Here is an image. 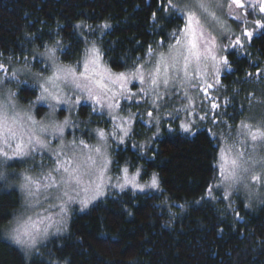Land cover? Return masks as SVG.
Returning <instances> with one entry per match:
<instances>
[{"label":"trees","instance_id":"16d2710c","mask_svg":"<svg viewBox=\"0 0 264 264\" xmlns=\"http://www.w3.org/2000/svg\"><path fill=\"white\" fill-rule=\"evenodd\" d=\"M260 17L258 12L253 19ZM185 23L164 0H0V73L13 67L7 65L46 72L39 53L53 46L59 62L79 66L93 41L111 70L126 71L147 59L149 47L167 50L158 49L157 42H174L169 33ZM253 33L242 51L224 54L230 70L222 68L223 88L216 97L221 107L215 111L229 136L249 116L246 104L264 100V34ZM11 86L26 105L39 95L31 83ZM35 108L42 117L46 109ZM135 117L127 143L113 151V170L139 169L144 182L155 174L158 191H111L86 211H74L65 236L52 239L29 259L3 237L21 207L20 194L0 189V264H264V201L250 209L240 195L228 201L216 187L207 195L218 178L219 141L213 125H197L187 133L173 116L156 133L145 111ZM108 124L87 104L74 119L76 134L88 142L94 129Z\"/></svg>","mask_w":264,"mask_h":264},{"label":"snow or ice","instance_id":"6c2138e0","mask_svg":"<svg viewBox=\"0 0 264 264\" xmlns=\"http://www.w3.org/2000/svg\"><path fill=\"white\" fill-rule=\"evenodd\" d=\"M164 2L168 9L183 16L186 20L183 27L169 33V37L173 38L174 42L167 43L165 40L157 42L158 49L166 48V51H157L149 47L147 59L138 61L126 71L114 72L109 67L102 66L101 49L93 41L90 47L85 49L83 71L78 74L75 67L59 62L56 46L49 47L43 55H46L51 61L52 75L43 76L39 72L32 73L31 69L27 65L25 66V70L31 73L40 88V95L35 102H54L49 103V107L52 109L49 121H37L30 110L25 111L23 115L17 112L14 93L10 92L7 101L0 102V121L3 122L5 130L11 134L10 138L17 140L15 148H12L9 138L6 137L3 143L12 149V153L9 155L8 151L0 148V157H3L4 160L28 157L37 149H49L55 157L54 166L39 177H34L25 171L22 174L21 190L26 192L28 197L36 196L42 189L47 191L57 188L61 192V195L57 196V199L61 201V212L57 214L58 219L47 217L48 224L43 228H40L31 217L26 220L16 219L15 226L10 229L7 235L17 245L31 250L40 241L47 238L51 228L54 227L56 232H60L61 225L66 222L67 205L75 201L71 192L82 189L85 193H90L79 201L83 207H87L90 202L105 195L106 182L111 179L106 173L112 161L106 151L102 152L101 147L89 146L80 140L79 145L82 147L77 152L75 140L68 142V145L64 143V133L71 121L67 117L62 121L55 118L56 105L62 103L78 105L80 103L79 93H84L87 99L94 100L101 108L107 107L110 111L118 110L120 109V98L127 99L136 95L129 87L133 81H136L142 85L139 94L142 98L150 99L153 108L157 107L159 101L164 99L165 93L161 92L162 87L164 89L180 88L188 101L185 112L199 120L208 118L209 112L197 115L194 100L189 96L187 90L202 91L209 100V111L213 122H216L219 113L215 110L219 109L221 105L211 95V90L222 86L220 81L221 66L230 70L229 60L223 53L229 49L242 51L245 42L251 43L254 33L247 27L249 23L247 20L248 8L261 14V17L252 23L257 32L264 34V31H261L264 30V0H256L255 4L249 2L248 8L245 6V0H229L226 5L229 15H233V5L244 11L243 16L238 13L233 15L234 19L244 25L239 35L233 33L218 15V10L225 7L220 3V0H164ZM153 19H155V14H153ZM103 27L106 28L108 25ZM217 28L221 31L215 32L214 29ZM224 39L229 42L224 43ZM57 46L63 47L59 41H57ZM0 55L3 54L0 53ZM3 67L0 64V69ZM256 75L259 77L261 73ZM12 77L17 78L16 71L12 72ZM0 83L3 82L0 81ZM61 83L69 84L77 90L75 101H72L70 97H65ZM105 99L107 100L106 104L104 103ZM9 111L13 112L11 117L8 115ZM146 115L152 118L153 112L148 111ZM24 118L33 126L29 130L26 142L19 139L18 133L13 127L8 126L9 123L15 125ZM112 119L117 121L112 132L108 133L103 129H94V131L101 142H106L109 135L115 138L120 134V143H124V137L129 136L132 132L133 116L130 114L125 118L113 115ZM194 122L189 120L181 127L184 131L190 132ZM38 133H50L53 139L58 138V146L54 149L51 148L50 140L44 139ZM258 148H264V120L255 124L241 120L236 136L231 143L226 142L225 147L219 153L221 182L209 187L207 195L212 196L213 187L223 186L225 199L231 196L233 191H239L241 188L250 198L264 196V193L253 187V185L264 184V155L257 151ZM85 150L87 151L85 152ZM69 151L71 155H69ZM91 153L101 157L102 162L98 164L96 156ZM256 165H260L259 169ZM120 171L123 173V183L118 182L114 185L115 187L123 190L125 186L131 185L143 191L144 186L137 182L140 177L139 169L132 175H129L128 167H124ZM4 178V173L0 172V179ZM148 186L159 187L157 175H152Z\"/></svg>","mask_w":264,"mask_h":264},{"label":"rangeland","instance_id":"374dc122","mask_svg":"<svg viewBox=\"0 0 264 264\" xmlns=\"http://www.w3.org/2000/svg\"><path fill=\"white\" fill-rule=\"evenodd\" d=\"M228 2L229 0H220V3L222 5H225V7L218 10V15L220 16L221 20L226 22L227 27L230 28L233 33L239 35L240 33L238 30L242 29L244 25H242L240 21L234 19L233 15L238 13L241 16H243L244 11L239 8H236L235 5H233L232 6L233 15H229L228 14L229 9L226 6ZM249 2H251L252 4H255L256 0H245L246 8H248ZM257 14H258V11L253 12L251 8H248L247 20L249 21V23L247 24V27L253 32L256 31L252 23L254 22L253 17L255 18ZM214 31L219 32L221 30L217 28V29H214ZM223 42L228 43L229 41L227 39H224ZM45 52L46 50L39 53L38 59H40L41 62H43L46 65L48 70L44 73H41V72L39 73H41L43 76H50L52 75L53 69L51 67V61L48 60L46 55H43ZM223 54H225V52ZM84 57L82 61L80 62L79 66H73L77 69L78 74L79 72L83 71L82 65H83ZM7 66L8 67L13 66V67H10V69H6V71H4L3 74L0 73V81L3 82V83H0V102L7 101L10 92L14 93L12 91L11 84H13L16 81H23L25 83H31L34 87L38 89L39 95H40V88L38 84L36 83L35 78L31 75V73L25 70V65H7ZM102 66H107L104 63L103 59H102ZM28 68L31 69L32 73H36V71H34L31 67H28ZM13 71L17 72V78L12 77ZM221 74H222V68H221ZM129 87L132 92L136 93V95L131 96L127 99L123 97L120 98L119 100L120 109L118 110L110 111L107 107L101 108V106L96 104L94 100L87 99L86 94L84 93H79L80 103L78 105H73L72 103H67V104L62 103V104L56 105L55 118L59 121H62L65 117H67L71 121L70 125L67 126L65 133H64V143L68 145V142L75 140L77 143V149H76L77 152H79L80 148L82 147L79 145L80 140H83L89 146L101 147L102 152L106 151L109 159L112 161V163L108 166V171L106 173V175L110 177L111 179L110 181L106 182L105 195L99 197L95 201L90 202L87 207H83L79 201L84 196L90 195V193H85L82 189H77V191L71 192V195L75 197V201L67 205L68 212L66 216V222L63 225H61L62 230L60 232H56L54 227L51 228L49 230V234L47 238L40 241L37 244V246L31 250L23 248L17 245L16 243H14L10 238H8L7 233L10 231V229L13 226H15V222L17 218H20L21 220H26L28 217H31L32 220L35 221L39 225L40 228H43L46 224H48V220L46 219L47 217L51 216L53 217V219H58L59 216H57V214L61 212V209H60L61 201L57 199V196L61 195V192L57 188H51L47 191H44L42 189L36 196L28 197L26 192L22 191L20 188V184L23 178L22 174L25 171H27L28 174L34 177H39L42 173L48 172L54 166L55 157L52 155L49 149H37L36 151L32 152L31 155L28 157H15L11 160H4L3 157H0V172L4 173V177H5L4 179H0V189L3 191L4 190L5 191H12V190L17 191L20 194V197L22 200V204H21L19 211L15 214L12 221L8 223L3 229V237L9 243L17 247L29 259L34 254H36L40 250V248L48 244L49 241H51L52 239L65 236V234L68 231L69 222H70V219L74 211L84 212L88 208H90L92 205L102 200L111 191H121L120 188L115 187L114 185H116L118 182L123 183V180H122L123 173L120 170L126 166L121 167L120 170L116 172L115 174L114 172L115 170H113L114 166H113L112 154L114 150H118L119 148L123 147L127 143L132 132L130 133L129 136L124 137V143H120V139H119L120 134H118L117 137L115 138L109 135L106 142H101L100 138L98 137L96 132L93 130L92 131L93 139L91 138L92 141L91 142L86 141L85 139H83L82 137L76 134V129L74 127V119L76 118L77 110L81 105L87 104V105L94 106L98 112L103 114L109 120V124L107 128L106 127L97 128V129H103L108 133L113 131L115 124L117 123V121L112 119L113 115H118V116H122L126 118L131 114L133 116V121H134L131 125L132 131H133V128L135 125L134 123L136 121L135 113H138V111L140 112L145 111V116L146 118H148V121L150 122L149 125H154L157 128L156 133H160L162 125L165 127L166 126L165 122L167 120H173V116L177 117L179 127L181 128L182 131H184L181 127L182 124L188 122L189 120L195 121L191 126L190 132L184 131L187 133H191L194 130V128L197 127V125H202L207 122H210V124H212L214 127V136L219 141L218 142L219 143V153H220V150L225 147L226 142L231 143L233 138L237 134V128L239 127V125L237 126L235 131L229 136V132L225 131L224 127H221L219 125L220 120L218 118H216L215 123L213 122L212 115L210 114V111H209V106L206 104L209 102V100L205 97L202 91H197L196 89L187 90L189 96H191L194 100L195 111L197 115H204L205 112H209L208 118L204 120H199L195 116H190L188 115V113L185 112V108L188 105V101L184 96V92L180 88L164 89L162 87L161 92L165 93L164 99L159 101L157 107L153 108V106L151 105V100L142 98L141 95L139 94V89L140 87H142V85H140L136 81H133L129 85ZM61 88L63 89V94L65 95L66 98L70 97L72 101L76 100L77 90H75L71 85L61 83ZM222 88H223L222 86H217L216 88L211 90V95L216 98L219 93L218 92L219 89H222ZM14 99L16 102V111L20 112L21 115H23L25 111L30 110L31 114L35 117L37 121H43V122L49 121L50 119L49 114L52 112V109L49 107V103H54V102L41 103V102H35L36 101L35 99L29 105H26V104L20 103L17 100L15 93H14ZM104 103L105 104L107 103L106 99L104 100ZM36 106L46 109L44 115L40 118H38L36 115V110L38 109V108H35ZM246 106H248V109H249V116L245 119V121H249L255 124L258 121L264 120V100L256 101L253 104H246ZM148 111L153 112L152 118L146 115ZM8 115L9 117H11L13 115V112L9 111ZM8 126L13 127L14 130L18 133L19 139H22L25 142L28 140L29 130L33 127L31 125V122L27 121L26 118L18 121L17 124L15 125H11V123H9ZM38 134L41 135L44 139L50 140L51 148L54 149L58 146V138L53 139L50 133H38ZM10 135L11 134L5 130L3 122L0 121V148H3V150L8 151L9 155H11L12 149H9L7 145L3 143L4 139L6 137L9 138V143L12 144V148H15L16 143H17V140L11 139ZM66 151H68V149H66ZM86 151L87 150H85V152ZM249 151H251V149H249ZM257 151L261 155H264V148H258ZM91 154L93 156H96L95 153H91ZM69 155H71L70 151H69ZM96 159H97L98 164L102 162L101 157L96 156ZM220 163H221L220 156H218V161H217L218 178L216 180L215 185L220 184L221 179H222V177L220 176ZM256 167L257 169H259L260 165H256ZM128 169H129V175L134 174V172L136 171V170L132 171L129 167ZM56 175H59V174H56ZM150 181L151 179L147 182H144L141 179V177H139L137 182L140 185L144 186L143 191H141L139 188L132 187L131 185L125 186L123 190H131V191H134L140 194L147 193V192H157L159 187L152 188L148 186L150 185ZM253 187L258 189L259 192L264 193V184L253 185ZM216 189L222 190L223 192L225 191L223 186L219 188L216 187ZM77 192H79V195H77ZM234 195H240L243 198L247 207L250 209L257 207L264 201V196H254L250 198L243 188H241L239 191H233L231 196H229L227 200L230 201Z\"/></svg>","mask_w":264,"mask_h":264},{"label":"bare ground","instance_id":"6f19581e","mask_svg":"<svg viewBox=\"0 0 264 264\" xmlns=\"http://www.w3.org/2000/svg\"><path fill=\"white\" fill-rule=\"evenodd\" d=\"M221 68H223V66H221Z\"/></svg>","mask_w":264,"mask_h":264}]
</instances>
